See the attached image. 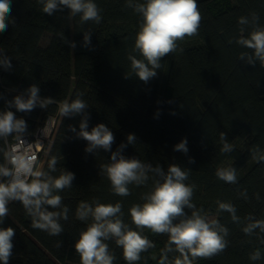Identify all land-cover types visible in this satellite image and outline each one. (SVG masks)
<instances>
[{
    "label": "trees",
    "instance_id": "16d2710c",
    "mask_svg": "<svg viewBox=\"0 0 264 264\" xmlns=\"http://www.w3.org/2000/svg\"><path fill=\"white\" fill-rule=\"evenodd\" d=\"M94 2L101 9L99 24H82L79 15L70 18L66 7L48 15L37 0H11L8 29L0 33V50L12 65L10 69L0 66V112L13 111L18 119H24L27 132L48 116H55L52 141L45 147L41 167L47 170L48 160L55 156L57 171L52 175L63 170L75 174L72 187L59 193L69 208L59 236L34 229L23 205L9 203V214L0 224V228L15 230L9 264H81L74 245L92 222L76 217L82 201L120 202L124 222L140 231L132 223L129 209L144 202L153 180L141 186L129 185L131 194L120 197L101 169L111 162L112 152L121 144L126 145L122 152L126 158L160 165L165 172L172 164L190 169L185 183L195 185L192 202L196 209H203L209 220H218L229 229L223 252L210 259L197 258L193 264H264V233L259 229L251 236L243 232L250 222L247 217L264 220V161L254 158L264 154V67L259 61L253 66L238 59L240 53L251 54L252 50L235 43L252 31L250 25H239L240 17L250 19L256 13L259 25L264 26V0H196L202 15L198 34L178 41L184 51L165 56L157 75L147 83L131 73L128 59L130 54L143 59L132 51L141 17L127 7V0ZM88 31L91 43L85 47L84 33ZM69 42H75L76 47L71 48ZM32 85L39 87L41 98H52L56 103L31 112L7 106V101ZM78 96L88 105V130L103 123L112 131L115 142L111 151L85 152L88 142L69 129L71 125L79 132L82 116L59 114L61 102ZM221 133H226L227 142L233 145L232 152H221ZM129 134L136 137L133 144L127 142ZM185 138L187 154L175 151L174 146ZM0 146H5L3 141ZM190 158L195 162L189 163ZM4 162L0 154V163ZM227 167L236 170L235 184L225 183L215 174ZM244 190L247 199L240 195ZM218 202L233 204L239 221L233 222L229 213L218 211ZM185 213L190 216L191 210L185 208ZM142 234L154 247L141 253L135 264H159L167 234L148 229ZM58 241L61 247L56 246ZM106 243L116 257L113 264H128L114 240ZM257 249L261 260H250L249 255ZM167 255L171 262L180 254L172 251Z\"/></svg>",
    "mask_w": 264,
    "mask_h": 264
},
{
    "label": "clouds",
    "instance_id": "9594fccd",
    "mask_svg": "<svg viewBox=\"0 0 264 264\" xmlns=\"http://www.w3.org/2000/svg\"><path fill=\"white\" fill-rule=\"evenodd\" d=\"M42 10L48 15L56 11L70 10L69 16L79 15L80 22H101V9L94 0H37ZM127 7L132 8L140 17L139 31L136 34L133 52L139 53L143 59L129 55L131 73L141 81L147 83L157 75L161 68V60L170 53L183 52L178 41L185 37L198 34L202 15L196 0H127ZM11 14V0H0V33L7 31ZM259 16L252 13L251 18L240 17L239 25H250L252 31L247 37L241 35L235 43L243 48L251 49L252 53H240L238 59L255 66L259 61L264 67V26H260ZM14 23V21H12ZM244 27L240 32L244 33ZM63 38V37H62ZM91 43V32L84 33V46ZM75 48V42H69ZM0 66L5 69L12 67L11 60L0 50ZM127 78V77H126ZM40 89L32 85L25 93L17 95L7 101L9 108L15 107L20 112H31L36 107L46 108L56 103L52 98H41ZM87 103L79 96L71 102L65 100L59 104V114L62 117L81 115L79 132L69 126L70 131L88 142L85 152L93 153L100 149L111 151L115 137L112 131L103 123L88 130L89 114L85 111ZM27 133V123L18 119L13 111L0 112V154L4 163H0V224H3L9 214L10 202L18 201L23 205L26 213L31 217L32 227L47 232L50 236H59L64 229L61 221L68 220L69 208L63 204L59 194L72 187L75 179L73 172L63 170L59 175H52L57 171V157H51L47 162V170L38 167V157L32 145L26 144L23 137ZM13 137L18 143L8 145V138ZM136 141L134 134L127 136V142ZM221 152L230 153L233 145L227 142L226 133H221ZM187 139L181 140L174 146L175 151L188 152ZM125 144L112 152L111 162L101 166L111 182L112 191L120 197H127L130 193L129 185L141 186L153 180L151 191L145 193L142 204H133L129 209L133 230L122 219L124 213L122 204H103L98 200L92 203L80 202L76 217L80 221H88L86 230L79 234L74 247L80 256L81 264H113L115 255L109 250L106 241L114 240L122 249L123 258L128 264H135L141 259V253L154 247L153 242L145 235L143 229L155 234H167L168 241L161 253L159 264H193L197 258L210 259L223 252L228 246L226 237L229 229L218 220H209L203 209H196L192 202L195 185L186 184L190 169L185 170L176 164L169 165L165 172L160 165L153 167L136 158H126L122 155ZM257 161H264V154L254 155ZM189 159V163H194ZM216 176L228 184L237 182L235 168H219ZM247 199V191L240 193ZM259 200V194H256ZM49 207L53 209L49 211ZM185 208L191 210V215L185 213ZM218 211H226L233 222H238L237 209L228 202H218ZM250 221L243 228L246 235L251 236L256 229L264 233V220H257L249 216ZM174 221H178L174 223ZM15 230L12 227L0 228V262L9 264L12 256ZM264 242V241H262ZM61 247V241L57 242ZM176 251L180 255L169 262L168 252ZM259 249L249 255L252 261L261 260Z\"/></svg>",
    "mask_w": 264,
    "mask_h": 264
},
{
    "label": "built area",
    "instance_id": "2783aa9c",
    "mask_svg": "<svg viewBox=\"0 0 264 264\" xmlns=\"http://www.w3.org/2000/svg\"><path fill=\"white\" fill-rule=\"evenodd\" d=\"M55 116H48L43 123L38 125L35 130L27 132L23 137L26 144H31L33 151L38 157V166L42 162V157L45 153L46 146L52 141V135L55 127ZM18 143L13 137L8 138V145Z\"/></svg>",
    "mask_w": 264,
    "mask_h": 264
},
{
    "label": "rangeland",
    "instance_id": "374dc122",
    "mask_svg": "<svg viewBox=\"0 0 264 264\" xmlns=\"http://www.w3.org/2000/svg\"><path fill=\"white\" fill-rule=\"evenodd\" d=\"M41 166H42V162L39 164V166H38V167H41ZM89 220H91V218H90Z\"/></svg>",
    "mask_w": 264,
    "mask_h": 264
}]
</instances>
